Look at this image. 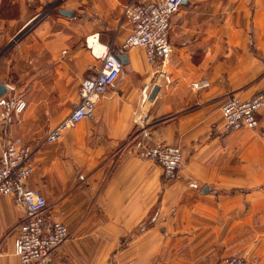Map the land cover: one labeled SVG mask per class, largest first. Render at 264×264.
<instances>
[{
	"label": "crops",
	"instance_id": "0c3cea01",
	"mask_svg": "<svg viewBox=\"0 0 264 264\" xmlns=\"http://www.w3.org/2000/svg\"><path fill=\"white\" fill-rule=\"evenodd\" d=\"M161 1L0 0V81L9 89L0 98V157L7 141L36 148L26 186L70 231L44 264H219L229 256L264 264V109L254 130L220 128L230 95L264 93V0H184L170 21V83L158 60L130 48L93 117L40 146L100 66L95 43L118 50L127 39L125 6ZM201 81L209 85L194 90ZM21 97L26 107L16 113ZM157 141L183 150L180 180L166 182L157 163L139 157ZM27 214L16 196L0 198V264H20L14 248Z\"/></svg>",
	"mask_w": 264,
	"mask_h": 264
},
{
	"label": "built area",
	"instance_id": "2783aa9c",
	"mask_svg": "<svg viewBox=\"0 0 264 264\" xmlns=\"http://www.w3.org/2000/svg\"><path fill=\"white\" fill-rule=\"evenodd\" d=\"M184 0H163L161 2H146L143 4L130 3L125 6L122 23L129 29L127 39L118 50L110 47L92 48L93 55L100 62L90 67L89 75L81 85V99L71 112L54 128H52L40 141V146L54 144L62 134L75 127L85 119L92 118L97 102L105 92L118 80L123 62L120 54L130 48L144 49L148 62H160L159 78H164L167 84L169 77L163 70L171 54L173 45L170 40V21L172 16L180 9ZM45 14L35 18L24 27L22 34H27ZM89 47L95 43L87 40ZM209 83L201 81L193 84L197 90L208 86ZM221 107L222 132L229 133L239 130H254L258 127V114L264 109V93L260 92L251 99H241L230 95ZM26 98L16 101L14 111L21 113L26 107ZM36 148L21 146L7 141L5 153L0 157V198L14 195L20 203L27 208L25 220L20 224L18 237L15 243V255L19 257L20 264H44L49 257L69 238L68 225L59 218L48 214V201L37 189L26 186V181L34 172V156ZM142 160L157 163L163 170L166 182L181 179L184 168L183 150L180 147L157 141L151 145H143L138 153ZM259 259L247 260L240 256H229L219 264H258Z\"/></svg>",
	"mask_w": 264,
	"mask_h": 264
},
{
	"label": "water",
	"instance_id": "95a60500",
	"mask_svg": "<svg viewBox=\"0 0 264 264\" xmlns=\"http://www.w3.org/2000/svg\"><path fill=\"white\" fill-rule=\"evenodd\" d=\"M61 14H63L66 17H73L74 12L68 11V10H60ZM119 58L123 62V65H126L128 63L127 55L125 54H120ZM8 86L0 81V98L3 97L5 94L8 92ZM160 91V85H155L152 89V92L150 94V101H153L156 95H158Z\"/></svg>",
	"mask_w": 264,
	"mask_h": 264
},
{
	"label": "rangeland",
	"instance_id": "374dc122",
	"mask_svg": "<svg viewBox=\"0 0 264 264\" xmlns=\"http://www.w3.org/2000/svg\"><path fill=\"white\" fill-rule=\"evenodd\" d=\"M54 9H56V7H50L49 9H47L48 10L47 12L49 13L51 11H54Z\"/></svg>",
	"mask_w": 264,
	"mask_h": 264
},
{
	"label": "bare ground",
	"instance_id": "6f19581e",
	"mask_svg": "<svg viewBox=\"0 0 264 264\" xmlns=\"http://www.w3.org/2000/svg\"><path fill=\"white\" fill-rule=\"evenodd\" d=\"M94 48H95V50H98L99 45L97 43H95Z\"/></svg>",
	"mask_w": 264,
	"mask_h": 264
}]
</instances>
